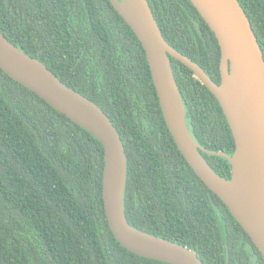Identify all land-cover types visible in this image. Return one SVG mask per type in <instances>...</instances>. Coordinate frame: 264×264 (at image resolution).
Returning <instances> with one entry per match:
<instances>
[{"label": "trees", "instance_id": "trees-1", "mask_svg": "<svg viewBox=\"0 0 264 264\" xmlns=\"http://www.w3.org/2000/svg\"><path fill=\"white\" fill-rule=\"evenodd\" d=\"M147 1L165 41L219 84L218 43L190 1ZM237 1L264 57V0ZM0 30L116 128L126 153L123 203L131 226L187 247L203 264H264L177 149L145 52L108 0H0ZM169 60L191 136L206 150L232 155L234 140L215 97ZM200 154L230 178L226 158ZM103 164L92 134L0 69V264H166L115 240L103 209Z\"/></svg>", "mask_w": 264, "mask_h": 264}, {"label": "water", "instance_id": "water-1", "mask_svg": "<svg viewBox=\"0 0 264 264\" xmlns=\"http://www.w3.org/2000/svg\"><path fill=\"white\" fill-rule=\"evenodd\" d=\"M108 1L145 52L160 111L177 149L196 176L226 205L264 261V57L244 10L237 0H189L218 43L217 84L165 41L147 0ZM169 56L187 67L215 97L234 140L232 155L206 150L191 136ZM0 69L100 142L104 153V215L123 248L166 264H203L187 247L127 222L123 203L127 172L124 145L96 104L61 83L41 62L9 42L1 30ZM200 151L226 158L230 178L213 171ZM99 239L102 243L101 235Z\"/></svg>", "mask_w": 264, "mask_h": 264}]
</instances>
